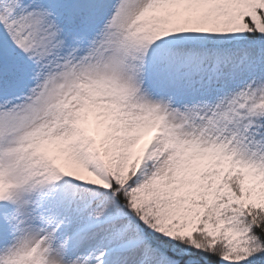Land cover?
Listing matches in <instances>:
<instances>
[{
    "label": "snow or ice",
    "instance_id": "snow-or-ice-1",
    "mask_svg": "<svg viewBox=\"0 0 264 264\" xmlns=\"http://www.w3.org/2000/svg\"><path fill=\"white\" fill-rule=\"evenodd\" d=\"M0 264H264V0H0Z\"/></svg>",
    "mask_w": 264,
    "mask_h": 264
}]
</instances>
